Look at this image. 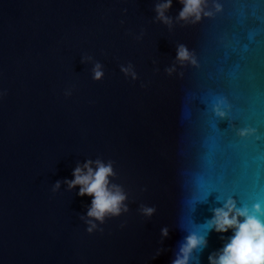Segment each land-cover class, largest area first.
I'll return each instance as SVG.
<instances>
[{"label":"water","instance_id":"95a60500","mask_svg":"<svg viewBox=\"0 0 264 264\" xmlns=\"http://www.w3.org/2000/svg\"><path fill=\"white\" fill-rule=\"evenodd\" d=\"M160 2L0 0V264H171L219 199L264 203V0H205L195 22L172 0L167 24ZM97 158L128 210L88 234L63 181Z\"/></svg>","mask_w":264,"mask_h":264},{"label":"clouds","instance_id":"9594fccd","mask_svg":"<svg viewBox=\"0 0 264 264\" xmlns=\"http://www.w3.org/2000/svg\"><path fill=\"white\" fill-rule=\"evenodd\" d=\"M182 4L177 18L180 20L198 21L204 11L205 0H179ZM172 0H161L154 5L155 18L162 23H169L170 18L165 15L171 7ZM189 58V53L183 45L177 46L175 59L183 62ZM85 58L82 57V61ZM87 59H90L87 58ZM121 71L128 74V69L121 67ZM166 71L171 72L172 69ZM135 78V74H131ZM103 77L101 65L97 62L91 70V79L99 81ZM0 91V98L5 95ZM65 95H70L66 92ZM243 134V133H242ZM116 175L111 160L85 159L77 162L71 171V179L65 178L63 183L67 190L76 189L78 197H89L84 214L80 217L85 224V231L92 234L102 231L98 225L106 218L119 216L127 212V194L119 184L111 182ZM57 180L53 191L60 187ZM144 216H151L155 211L152 207L140 209ZM211 215L198 228L186 227V235L178 246V250L171 260V264H199V252L207 246L209 232L219 234L222 246L209 253L208 264H264V203L260 201L251 204H237L232 197L218 200V206L213 207ZM123 227V225H121ZM231 233L225 239V233ZM160 235L166 237L168 228L160 229ZM158 254V253H157Z\"/></svg>","mask_w":264,"mask_h":264}]
</instances>
